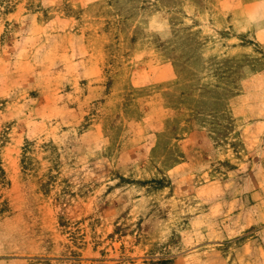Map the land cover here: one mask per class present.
<instances>
[{"label": "rangeland", "instance_id": "rangeland-1", "mask_svg": "<svg viewBox=\"0 0 264 264\" xmlns=\"http://www.w3.org/2000/svg\"><path fill=\"white\" fill-rule=\"evenodd\" d=\"M8 1L0 264H264V0Z\"/></svg>", "mask_w": 264, "mask_h": 264}, {"label": "trees", "instance_id": "trees-1", "mask_svg": "<svg viewBox=\"0 0 264 264\" xmlns=\"http://www.w3.org/2000/svg\"><path fill=\"white\" fill-rule=\"evenodd\" d=\"M0 2H1L0 3V6L3 5V4L5 5V7H4L5 8L4 9L5 10V13L11 12L12 6L10 5V3H9L8 0H0Z\"/></svg>", "mask_w": 264, "mask_h": 264}]
</instances>
